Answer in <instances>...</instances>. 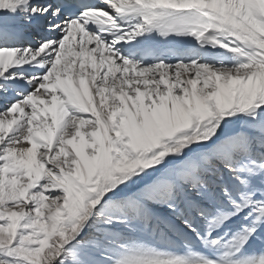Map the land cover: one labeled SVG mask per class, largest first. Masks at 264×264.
Returning a JSON list of instances; mask_svg holds the SVG:
<instances>
[{
    "label": "snow or ice",
    "instance_id": "1",
    "mask_svg": "<svg viewBox=\"0 0 264 264\" xmlns=\"http://www.w3.org/2000/svg\"><path fill=\"white\" fill-rule=\"evenodd\" d=\"M0 264H264V0H0Z\"/></svg>",
    "mask_w": 264,
    "mask_h": 264
}]
</instances>
